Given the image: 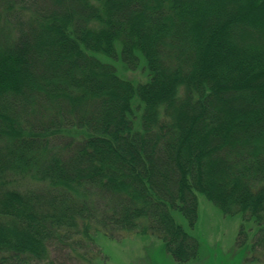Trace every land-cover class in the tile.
Returning a JSON list of instances; mask_svg holds the SVG:
<instances>
[{"label": "trees", "instance_id": "obj_1", "mask_svg": "<svg viewBox=\"0 0 264 264\" xmlns=\"http://www.w3.org/2000/svg\"><path fill=\"white\" fill-rule=\"evenodd\" d=\"M197 194L264 264V0H0V264L99 228L187 264Z\"/></svg>", "mask_w": 264, "mask_h": 264}, {"label": "rangeland", "instance_id": "obj_2", "mask_svg": "<svg viewBox=\"0 0 264 264\" xmlns=\"http://www.w3.org/2000/svg\"><path fill=\"white\" fill-rule=\"evenodd\" d=\"M129 78L142 80L140 71L126 73ZM197 221L189 228L185 219L174 214L185 230L199 243L198 259L187 264H253L250 250L254 224L245 222L241 213L226 215L201 194H197ZM247 239L239 241L242 225ZM91 232V231H90ZM83 249H66L54 253L44 264H176L165 250L164 243L149 228L129 233L99 228L93 229ZM69 257V259H68Z\"/></svg>", "mask_w": 264, "mask_h": 264}]
</instances>
